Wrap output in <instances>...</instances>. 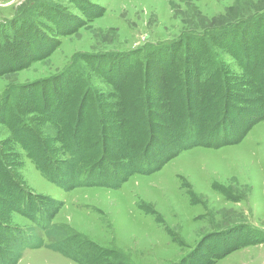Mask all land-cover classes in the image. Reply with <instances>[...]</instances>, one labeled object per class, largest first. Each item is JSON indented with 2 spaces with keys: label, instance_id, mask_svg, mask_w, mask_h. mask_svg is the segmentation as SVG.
<instances>
[{
  "label": "rangeland",
  "instance_id": "obj_1",
  "mask_svg": "<svg viewBox=\"0 0 264 264\" xmlns=\"http://www.w3.org/2000/svg\"><path fill=\"white\" fill-rule=\"evenodd\" d=\"M80 5L88 13L93 11L90 15L96 17L89 20ZM26 7L31 12L22 16ZM47 10L48 15H54L48 25L43 16ZM33 12L36 26L40 21L46 24L39 25L38 32L29 28L20 31L22 23L26 24L21 19ZM260 16L264 17V0H0V29L4 31L0 37L13 31L18 38L23 35L17 41L21 48L12 54L0 44V101L15 89L21 95L28 92L29 99H39L48 81H54L78 64L98 96L107 94L116 99L114 85L121 83L124 73L137 70L135 59L145 55L150 45L158 53L157 66L172 55V52L159 54L160 46L181 38L178 44L185 45L195 35L206 40L214 37L226 45L234 44L235 35L243 38L241 32L245 31L246 46H251L246 54L248 59H254L258 45L264 47V21H260ZM78 21L82 23L75 27ZM62 31L69 34H61ZM254 31L260 34L251 42ZM30 35L37 40L33 39L34 47L28 51L30 59L26 61V57L17 55L18 51L23 55L30 48L27 39ZM215 49L220 61L221 58L228 61L234 70L241 72L243 66L232 52ZM40 50L46 51L45 54ZM124 53L131 57L118 60ZM258 54L256 58L262 61V52ZM91 55L101 59L97 60L99 68L110 71L116 84L107 83L91 70ZM108 56L116 59L110 60ZM160 69L152 75L158 80L156 85L161 83ZM157 111L161 114L165 107ZM242 113L233 115L232 119L225 118V123L213 134H197L203 139L202 145L177 155L173 153L171 137L163 136L151 154L141 153L138 163L152 162L158 166L162 159L170 157L169 160L148 173L135 172L120 188L60 189L36 169L20 143L12 138V130L2 123L0 151L3 149L8 155L7 161L26 189L63 201L53 222L64 232V237L73 236L78 241L85 238L87 243L111 251L107 260L95 264H117V260L126 264H192L194 261L202 264L204 254L209 252L222 255L213 264H264V237L247 240L241 227L246 224L249 229L264 232V118L252 126L256 114L250 109ZM167 114L170 121L171 112ZM138 117L143 118L142 113ZM205 122L204 126L210 127V122ZM194 127L198 125L192 123L189 128ZM55 128L52 124L43 128L52 146L60 143ZM60 151L61 158L68 156L61 147ZM104 175V180L112 179L109 171ZM0 220L8 229L17 231L11 237L25 232L43 240L39 247L22 246L17 264H79L49 247L56 242L55 237L47 236L29 218L1 202ZM5 235L4 245L15 248L13 238ZM251 240L254 244L243 246Z\"/></svg>",
  "mask_w": 264,
  "mask_h": 264
},
{
  "label": "trees",
  "instance_id": "obj_2",
  "mask_svg": "<svg viewBox=\"0 0 264 264\" xmlns=\"http://www.w3.org/2000/svg\"><path fill=\"white\" fill-rule=\"evenodd\" d=\"M28 8L22 11V16L31 12ZM66 8L70 11L69 7ZM80 8L88 14L89 20L96 17L90 15L93 11L88 13L83 5H80ZM46 12L47 14L43 16L46 17L48 25L53 21L54 15H48V10ZM34 13L28 18L21 19L25 20L26 24L24 26L22 23L21 29L18 28L20 31L25 32V29L29 28L38 32L39 25L46 24L40 21L42 23L36 26L32 21ZM82 21L75 22V27H80ZM260 21L263 23L264 17L260 16ZM47 25L45 29H48ZM55 31L60 35L57 28ZM3 32L0 29V33ZM246 33L241 32L243 38L235 35V46L233 43L224 45L217 42L214 37L206 40L202 38L203 36L196 35L189 37V42L185 45L178 44L183 38L178 42L166 43L163 47H159L158 52L159 54L172 52V55L168 60L162 61V65L159 63L157 66L156 63L159 62L157 52H153L155 48L150 45L145 55L142 54L135 59L137 70L124 73L121 83L114 85L117 89L116 99L107 94L98 96L96 88L78 64V67L68 68L67 73L60 74L54 81H48L39 99L37 97L29 99L28 92H23L21 95V91L15 89L9 97L0 101V123L12 130V138L20 143L44 178L60 189L70 191L81 186L120 188L135 172L148 173L160 168L169 160L170 157L162 159L158 166L152 162L138 163L141 153L151 154L155 143L160 142L163 136L171 137L174 143L173 153L177 155L183 150L202 145L203 139L197 134L204 132L213 134L222 127L227 117L232 119L235 115L241 116L242 112L246 113L250 109L257 116H255L257 119H252V126L255 121L264 118V47L260 48L258 45L254 59H248L246 52L251 46H246L248 39L244 37ZM61 34H69V32L62 31ZM259 34L254 31L253 36L250 35L251 42ZM22 36L18 38L13 31L6 37L1 36L0 44L12 54L16 49L21 48L17 41ZM27 39H30V48L23 55L18 51L17 55L24 59L26 57V61L30 59L27 56L28 51L34 47L33 39L37 40V38L30 35ZM215 48H226L232 52L234 58L243 66L241 72L234 70L228 61H222V58L220 61V55ZM40 51L44 54L46 52ZM259 52H262V61L256 58ZM108 57L113 61L116 59ZM130 57L131 55L126 53L118 60ZM95 58L94 55L90 57L91 70L107 83L116 84L110 71L99 68L97 60L101 59ZM157 68H162L161 83L158 85H156L158 80L152 77ZM18 93L21 98H18ZM253 104L258 106H251ZM164 107L165 112L159 114L157 110ZM168 112H171L170 121L167 119ZM139 113H142L143 118L138 119ZM205 121L210 122V127L204 126ZM192 123H196L198 128L190 129ZM49 124L54 125L55 130L60 134L59 145H50L49 135L43 129ZM59 146L62 151H66L67 157H60ZM12 156L10 155V158ZM8 158L2 149L0 151L1 204L29 218L47 236L55 237L56 242L49 247L74 259L77 263L95 264L107 260V256L111 255L110 250L97 244L87 243L84 241L85 238L78 241L73 236L64 237V232H61L60 227L53 222L63 206V201L36 195L26 189L7 161ZM11 163L16 164L13 159ZM107 171L112 177L109 181L104 180L103 177ZM7 227L0 222V264H17L21 258L22 246H42L43 240L30 233H17L18 235L11 237V233L17 231ZM241 227L247 240L258 241L264 237L263 231L249 229L246 224ZM5 234L10 235V239L13 238L17 245L15 248L12 247L13 245H4ZM251 244H254V241L251 240L243 246ZM204 255H206L205 259L201 263L213 264L221 254L209 252ZM117 261V264H126L124 260ZM192 264L198 263L194 261Z\"/></svg>",
  "mask_w": 264,
  "mask_h": 264
}]
</instances>
